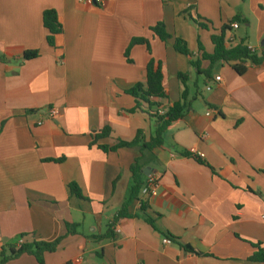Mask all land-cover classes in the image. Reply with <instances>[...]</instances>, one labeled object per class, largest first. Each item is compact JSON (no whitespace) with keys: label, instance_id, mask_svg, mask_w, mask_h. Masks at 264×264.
<instances>
[{"label":"crops","instance_id":"0c3cea01","mask_svg":"<svg viewBox=\"0 0 264 264\" xmlns=\"http://www.w3.org/2000/svg\"><path fill=\"white\" fill-rule=\"evenodd\" d=\"M101 1L0 0V253L22 234L54 242L73 224L78 233L44 264H264L249 260L258 243L264 249V63L247 62L238 74L235 63L219 62L210 78L190 63L201 59L200 44L213 54V35L234 19L239 27L227 33L226 47L244 43L260 54L264 0ZM46 11L62 25L55 47L47 43ZM160 22L186 41L191 57L154 35ZM134 39L146 43L131 46ZM32 51L39 56L25 60ZM151 59L163 63L168 99L160 112L180 100L179 73L197 98L162 147L141 151L156 124L146 105L135 110L129 91L145 84ZM209 69L202 61L201 71ZM52 109L57 117L48 116ZM105 128L109 135L94 140ZM138 132L137 147L99 148L133 142ZM138 158L143 182L156 178V194L145 212L133 201L113 237L96 239L126 202ZM6 264L38 263L24 255Z\"/></svg>","mask_w":264,"mask_h":264},{"label":"trees","instance_id":"16d2710c","mask_svg":"<svg viewBox=\"0 0 264 264\" xmlns=\"http://www.w3.org/2000/svg\"><path fill=\"white\" fill-rule=\"evenodd\" d=\"M190 18L194 23H196L200 27H208L206 24L201 23L199 18L194 19L191 16ZM236 21H238V19H234L232 22L225 25L221 29L219 35H213L212 41L215 47L213 54H207L201 44L199 45V48L202 51L201 59L190 62L193 67L197 68V73L199 75L203 74L207 78H210L212 67L219 62H225L227 64L235 63L233 69L238 74L244 73L245 69L242 65L247 62H251L255 65L264 63V50L260 54L253 53L248 49V47L244 43H240L236 47H232L229 49L226 47L227 33L231 30L230 25ZM43 23L48 32L46 38L47 43L50 47H55V38L63 31L62 25L58 20L57 13L55 11H46L43 16ZM151 30L154 35L157 36L164 43H167L171 39H173L174 50L181 55L191 57V52L189 51L186 41L179 37L173 38L168 33L164 23L160 22L156 24L154 27L151 28ZM138 43H146V41L142 39H134L131 43V46ZM129 49L126 52L127 57L129 55ZM38 56V51L26 52L24 55V59L33 60L36 59ZM202 61H208L210 63L209 70L201 71ZM178 78L183 88L180 100L174 103L172 107H169L164 110L163 113L160 112L163 107L161 101L168 99V95L164 87L165 75L163 71L162 62H157L154 59H151L146 69L145 84H136L133 89L129 91V94L137 99V106L135 110H141L142 106L146 105V113L151 119L155 121L156 124L154 137L151 139L150 142L144 143L141 146V151L154 150L156 148L162 147L164 144V135L169 129V127L174 122L183 120L186 115L192 110V105L197 98V94H195L192 98H189V88L187 86L189 76L187 74L179 73ZM109 132L110 128H105L94 137V140L108 136ZM141 139L142 133L138 132L137 138L133 142L127 143L119 141L114 146H99V148L104 152H115L122 148H134L141 143ZM184 155L190 156L191 154L186 152L184 153ZM195 158L201 160V158L199 157ZM130 170L132 173V186L130 189L129 196L126 202L123 204L122 208L117 213V216L114 218L113 222L109 226L107 232L100 237H96V239L103 240L113 237V228L115 223L120 218L128 217L129 206L133 201H137L139 199L141 188L145 183L143 182L144 170L143 167L140 165V158L135 160ZM69 188L73 195L77 196L80 199H83L81 190L76 184H70ZM146 209L147 204H142L141 211L145 212ZM79 227V225L66 224L67 234L50 243L38 240L35 234H22L18 236V238L12 244L2 248V251L0 253V264H6L9 261L18 259L24 255L34 257L38 264H44L45 255L56 252L65 237L77 234ZM27 238L30 239L25 241V239ZM261 245L262 243H258L255 246L256 251L249 258L250 261L264 263V249L261 247ZM185 249L193 252V250L187 246L185 247Z\"/></svg>","mask_w":264,"mask_h":264},{"label":"built area","instance_id":"2783aa9c","mask_svg":"<svg viewBox=\"0 0 264 264\" xmlns=\"http://www.w3.org/2000/svg\"><path fill=\"white\" fill-rule=\"evenodd\" d=\"M84 4L92 6L95 4H102L101 0H81ZM231 29H238V24L236 22H233L230 25ZM248 49L253 52V53H257V50L255 48L252 47H248ZM217 80L219 81L220 78L218 77ZM208 90H210V88H208ZM59 115V112L57 110H50L48 116L49 117H57ZM210 115V112L209 114ZM195 153V152H192ZM191 154V153H190ZM197 157L199 158H203L204 155L203 154H197ZM157 187H158V183L157 180L154 176H148L146 182L144 183L143 187L141 188V192H140V198H139V205L140 207L142 206V204L144 203H148L149 199L152 198L157 191ZM165 244H170L171 240L168 238H165L164 240Z\"/></svg>","mask_w":264,"mask_h":264}]
</instances>
